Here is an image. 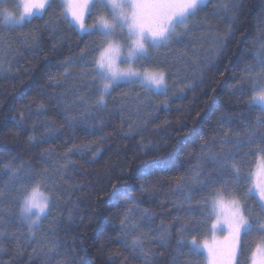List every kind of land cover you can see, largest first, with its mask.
<instances>
[{
  "label": "trees",
  "instance_id": "16d2710c",
  "mask_svg": "<svg viewBox=\"0 0 264 264\" xmlns=\"http://www.w3.org/2000/svg\"><path fill=\"white\" fill-rule=\"evenodd\" d=\"M6 8L18 12L16 0ZM60 12L0 20V264H203L178 243L180 229L185 241L210 237L205 185L229 179L212 157L239 159L225 141L255 125L249 94L264 79L248 69L264 55V0H208L187 35L151 53L168 95L122 83L106 108L88 67L99 38L69 29ZM33 180L53 200L35 235L20 215ZM259 242L241 237L238 264Z\"/></svg>",
  "mask_w": 264,
  "mask_h": 264
},
{
  "label": "snow or ice",
  "instance_id": "6c2138e0",
  "mask_svg": "<svg viewBox=\"0 0 264 264\" xmlns=\"http://www.w3.org/2000/svg\"><path fill=\"white\" fill-rule=\"evenodd\" d=\"M207 3L208 0H20L18 16L4 8V23L12 22L15 27L32 19H43L48 12L60 9L69 29L84 37H98L88 67L95 81L91 87L98 96L96 103L106 108V97L111 98L122 83L139 84L154 95H168L165 73L149 68L151 53L167 48L174 40L178 42L181 35L178 30H185L183 34L187 35L189 23ZM98 9L107 12L110 19L98 15ZM86 18L89 24L85 23ZM253 72L262 74L264 79V55L258 66L248 69L250 78ZM249 95V107L257 113L255 125L244 139L225 141L243 155L237 159L238 153L230 151L223 157H212L219 164L221 175L229 177L226 181L209 180L205 185L210 191L202 197L201 223L210 225L208 235L212 243L208 239L198 242L194 235L185 241V227L180 229L178 243L187 242L189 254L202 258L203 264H238V257L246 255L241 236L250 237L254 233L260 242L247 254L248 264H264V134L259 132L264 129V83L253 78ZM249 155L255 156L256 162L245 170V158ZM21 200V218L35 235L33 229L51 215V192L41 180H33L23 186ZM218 228L227 234L223 243L215 239ZM162 235H167V229ZM133 246L141 244L137 240Z\"/></svg>",
  "mask_w": 264,
  "mask_h": 264
},
{
  "label": "rangeland",
  "instance_id": "374dc122",
  "mask_svg": "<svg viewBox=\"0 0 264 264\" xmlns=\"http://www.w3.org/2000/svg\"><path fill=\"white\" fill-rule=\"evenodd\" d=\"M9 1V3H11V1L12 0H0V2L1 3H3V7L1 6L0 7V12L2 13V15H0V20H1V23L3 24V25H5V26H12V22H9V23H4V16H5V13H4V7H6V5H7V2ZM16 2H17V6H18V12H16V13H13V14H15V15H19V13H20V11H21V9H20V7H19V3H20V0H16ZM9 11V10H8ZM98 11V15H104L106 18H109L110 19V17H108V13L107 12H105V11H103L102 9H98L97 10ZM9 12H11V11H9ZM85 23L86 24H89V21H88V19L86 18L85 19ZM17 26H21V25H17ZM90 26V25H89ZM136 68L139 70V66H136ZM107 98V97H106ZM42 221V220H41ZM41 221L39 222V225H40V223H41ZM26 224H27V222H25ZM39 225H38V227H39ZM27 226H28V224H27ZM29 228V227H28ZM36 229H33V231H35ZM226 233H223V232H221L220 230H219V228L217 229V230H215V239H216V241L217 242H219V243H223L224 241H225V237H226ZM242 237V236H241ZM208 241H209V243H212V237L210 236L209 238H208ZM240 242H241V240H240Z\"/></svg>",
  "mask_w": 264,
  "mask_h": 264
}]
</instances>
